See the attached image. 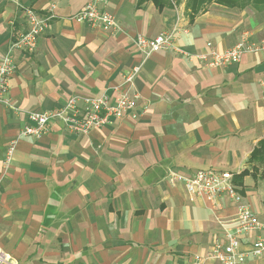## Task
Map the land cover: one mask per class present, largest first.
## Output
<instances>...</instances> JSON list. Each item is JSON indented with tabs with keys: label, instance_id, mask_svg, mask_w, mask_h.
Wrapping results in <instances>:
<instances>
[{
	"label": "crops",
	"instance_id": "crops-1",
	"mask_svg": "<svg viewBox=\"0 0 264 264\" xmlns=\"http://www.w3.org/2000/svg\"><path fill=\"white\" fill-rule=\"evenodd\" d=\"M86 1L0 0V54L27 29L24 6L52 15L34 51H13L9 104L0 103L3 264H190L221 239V221L228 225L234 208L222 199L213 210L204 197L170 185V169L230 171L264 216V177L248 162L264 137V56L208 66L173 49L144 56L135 39L174 30L176 45L190 53L222 51L243 36L264 41V9L212 2L189 21L185 0L161 11L150 1L102 0L118 24L105 31L72 19ZM138 63L131 89L143 114L87 135L50 122L40 138H19L6 164L7 147L30 112L59 107L72 95L110 94ZM244 169L249 174L238 184Z\"/></svg>",
	"mask_w": 264,
	"mask_h": 264
},
{
	"label": "built area",
	"instance_id": "built-area-1",
	"mask_svg": "<svg viewBox=\"0 0 264 264\" xmlns=\"http://www.w3.org/2000/svg\"><path fill=\"white\" fill-rule=\"evenodd\" d=\"M102 0H87L72 16L79 23L97 25L105 31L118 28L113 14L101 8ZM54 6L51 7V10ZM27 29L19 33L10 43L8 50L0 54V103L9 104L7 97L8 81L15 69L12 58L13 51L32 52L36 48L37 39L48 27L52 15L38 14L30 7H23ZM49 9V11H51ZM137 49L144 56L152 52L173 49L188 58L196 57L208 66H220L238 62L247 53L258 52L264 56V41H252L247 36L241 37L233 46L218 51L210 48L204 53H190L175 43L174 30L162 31L154 37L139 35L135 39ZM141 69V64H135L123 75L121 83L112 87V92L96 95H72L61 106L28 114L29 123L23 126L17 137L12 139L7 147L5 162H10L16 142L21 137L40 138L50 122H60L75 135H87L95 129L110 125L127 116L137 118L136 108L140 95L131 87ZM264 95V76L259 81ZM170 185L180 184L193 195L204 197L213 210L222 208V199H227L234 208V215L224 221L221 239H215L212 250L206 255H193L190 264H207L213 260L218 264H248V259H258L264 256V222L258 218L242 191L234 183V174L230 171L214 168L196 169L190 173L170 169L166 174ZM244 245L249 250L242 251ZM6 258L0 251V264ZM254 264H264L254 263Z\"/></svg>",
	"mask_w": 264,
	"mask_h": 264
},
{
	"label": "trees",
	"instance_id": "trees-1",
	"mask_svg": "<svg viewBox=\"0 0 264 264\" xmlns=\"http://www.w3.org/2000/svg\"><path fill=\"white\" fill-rule=\"evenodd\" d=\"M145 1L152 2L159 11H161L167 5L172 4L171 0H137V4H141ZM212 2L228 8L242 9L250 5L257 10L264 9V0H186L185 9L189 21H192L194 17L204 8L205 5ZM248 162L251 164V169L255 172H258L260 168L261 173L264 177V137L251 151ZM245 174H249V170L244 169L243 171L235 175V177L237 176L235 182L241 184V179Z\"/></svg>",
	"mask_w": 264,
	"mask_h": 264
},
{
	"label": "rangeland",
	"instance_id": "rangeland-1",
	"mask_svg": "<svg viewBox=\"0 0 264 264\" xmlns=\"http://www.w3.org/2000/svg\"><path fill=\"white\" fill-rule=\"evenodd\" d=\"M172 1V0H171ZM179 2V0H176V1H174V3H178ZM185 3H186V0H185ZM185 3H184V8H185ZM215 3V2H214ZM210 4V3H209ZM185 11H186V9H185ZM187 15V14H186ZM263 195V198H264V194H262ZM262 198V197H261ZM263 198H262V200H263ZM255 212V211H254ZM256 213V212H255ZM257 214V216H258V218L260 219V220H262V221H264V216L263 215H261V214H259V213H256Z\"/></svg>",
	"mask_w": 264,
	"mask_h": 264
}]
</instances>
